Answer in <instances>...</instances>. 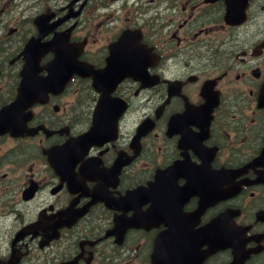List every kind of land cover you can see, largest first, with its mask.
I'll use <instances>...</instances> for the list:
<instances>
[{"label":"flooded vegetation","instance_id":"obj_1","mask_svg":"<svg viewBox=\"0 0 264 264\" xmlns=\"http://www.w3.org/2000/svg\"><path fill=\"white\" fill-rule=\"evenodd\" d=\"M230 1L241 22L225 0H0V107L41 14L42 41L126 73L72 76L0 135V264H264V0ZM99 95L116 104L86 148Z\"/></svg>","mask_w":264,"mask_h":264}]
</instances>
